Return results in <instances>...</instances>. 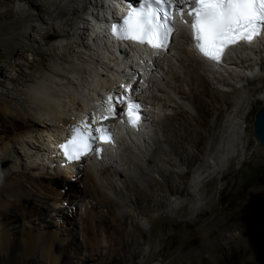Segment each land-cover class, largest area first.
Returning a JSON list of instances; mask_svg holds the SVG:
<instances>
[{"label":"bare ground","instance_id":"6f19581e","mask_svg":"<svg viewBox=\"0 0 264 264\" xmlns=\"http://www.w3.org/2000/svg\"><path fill=\"white\" fill-rule=\"evenodd\" d=\"M0 2L5 7L0 15L9 19L1 27L4 45L13 47L12 32L20 23L44 43L46 32L56 36L47 51L34 50L39 57L26 61L28 66L35 62L26 72L29 81L20 76L25 71L23 62L12 64V73L0 67V158L12 161L0 172V264H59L74 235L80 236L81 251L87 254L100 246L115 253L124 241L111 246L108 203L118 206L113 214L117 219L130 216L128 207L140 211L148 201L160 204L167 196H171L166 202L169 207L185 200L196 204L205 197V203L211 204L210 179L201 183L206 168L223 172L224 163L238 154L244 156L251 103L264 101V83L252 85L264 79V37L244 47L227 48L221 64L214 65L192 49V37L183 26L167 47L146 48L125 41L115 45L102 34V20L106 24L117 21L122 14L118 4L130 5L131 0ZM68 13L72 16L61 18ZM43 22L49 25L42 27ZM26 49L21 47L22 57ZM44 54L49 58L46 65ZM209 86L221 95L224 106H231L224 115L215 106L214 96L201 99ZM122 97L143 105L136 129L118 123L125 102H118ZM208 116L211 124L204 126ZM74 126L86 130L108 126L114 131V142L103 145L100 154L61 161L55 145ZM205 136L211 159L202 158L184 182L181 166L198 158V143ZM255 148L258 155H264V146ZM80 182L83 191H68ZM130 191V198H121ZM72 206L79 211L75 221L68 213ZM194 211L195 217L202 212L197 206ZM241 213L242 227L231 228L218 227L225 217L211 214L202 227L204 237L212 233V226L219 232L226 229L218 245L227 253L229 241L242 228L260 223L245 235L251 248L244 264H264V212L246 207ZM205 242L197 254L208 252ZM128 251L129 257L135 254ZM125 255L122 250L120 257Z\"/></svg>","mask_w":264,"mask_h":264},{"label":"rangeland","instance_id":"374dc122","mask_svg":"<svg viewBox=\"0 0 264 264\" xmlns=\"http://www.w3.org/2000/svg\"><path fill=\"white\" fill-rule=\"evenodd\" d=\"M14 5H16V3ZM4 8L5 7L1 5L0 2L1 13L4 11ZM30 11H34L33 8H30ZM70 16L72 15L68 13L64 14L61 18L64 19ZM8 20L7 15H0V34L5 32L1 31V27H3ZM29 22L37 24L35 20H29ZM21 24L22 23L12 32L15 37L13 47L4 45L3 36H0V67L12 73L13 71L10 66L16 61L23 62L22 68L25 71L20 76L24 81H29L26 72L34 68L35 62L28 66L25 64L26 61H30L31 59L34 60L39 57L34 53V50H40L42 52L47 51L54 42V39H56V36L51 32H46L44 37L47 42L44 43L41 36L37 35L36 38H33L32 32L29 33V31L24 28V24H22L23 26ZM47 24L48 23L43 22L41 26L46 27L49 25ZM66 29H68L70 33L72 32L69 27ZM24 30L27 31V35H23ZM21 47L28 48L23 53L24 57H22ZM11 51L17 54L11 53ZM48 60V56L44 54V65H46ZM263 83L264 79L261 78L260 80H254L252 85H261ZM199 88L201 89L202 87L199 85ZM214 89L215 88L212 86H209L207 88V93L202 94L201 99L208 100L214 96L216 98L214 103L215 106H218L221 109V114L224 115L226 113V107L228 106L229 110L231 106L229 104L224 106L220 101L221 95L215 92ZM256 93L257 91L254 95ZM230 99L234 101V98L231 97ZM263 102L264 101L261 99H256L251 103L246 122L244 156L238 154L236 157L231 158L228 163H224L222 165V168H225L223 172L215 171L213 168H206L207 170L203 175L201 183L210 179L212 189L209 194L212 196L210 205L205 203V197V200H198L196 204L185 200L182 204L181 201H178V203L180 202L179 204L177 203L174 207H169L166 202L169 201L168 199L171 198V196H167V199H163L165 202H161L160 204L148 201L145 203L144 209L140 211L130 210L128 207L127 209L129 210L130 216L123 217L124 219H117L113 214H115V210H117L118 206L115 205V203H108L110 211L107 213L106 219H110V222H113L110 230L111 233H108L110 236L109 240L112 244L111 246H121L122 241H124V246L122 245V248H117V251L112 254L109 253L110 250L108 246H100L97 251L87 254L81 251L80 236L74 235V238H72L69 244L68 252L63 254L62 261L59 264H244V259L248 254V250L251 248L249 244L245 242V235L252 233L255 228H259L261 224L257 223L244 230H242V228L241 234L229 241L227 253L223 252L218 245L219 236L225 235L227 231L224 229V231L219 232L218 227L227 226L231 228L233 225L242 227L241 212H243L246 207L251 209L254 213L264 212V155H258L255 151V146L262 147L264 144H259L252 132L254 114ZM185 114L187 116L190 115L189 112H185ZM183 115L177 114L176 116L181 118ZM210 118L211 116H208L205 119L204 126H209V124H211ZM171 123H173V121H171ZM165 128L168 130L169 125L166 124ZM208 140V136H205L199 141L198 149L196 150L198 158L194 162H191L187 166H181L182 170L185 172L183 176L184 182H187L194 174L196 166L202 158L211 159L206 150ZM166 142L167 141L164 143ZM11 162L10 159L0 158V172L9 168ZM257 175L258 177L262 176L263 180L257 179ZM71 188L73 190H68L70 193L73 191L80 193L84 190V185L81 184V182L74 183ZM132 192H128L127 195L123 194L125 197L122 195L121 198H126V196L130 198ZM195 206L199 207L202 211L196 217L194 215ZM68 213L71 215V219L75 221L79 215L77 206L75 208L73 206L70 207ZM213 213L218 217L224 216L225 219L222 222L223 224L221 222L218 223V227L215 226V228L212 226L213 228L210 229L213 234L210 233L209 236L205 238L202 227L208 220V217ZM68 227H70V224ZM205 239L206 242L208 241L207 243L210 247L208 252L202 250L197 254V252L201 250L200 246L205 242ZM130 240L133 241L130 242ZM126 241L129 243L127 246L125 245ZM122 250H125L126 255L124 258L120 257ZM128 250L135 251V254L129 257ZM80 255L84 256V258H80ZM18 257L19 259L22 258L20 255H18ZM35 262L36 261H29L28 264H46Z\"/></svg>","mask_w":264,"mask_h":264},{"label":"snow or ice","instance_id":"6c2138e0","mask_svg":"<svg viewBox=\"0 0 264 264\" xmlns=\"http://www.w3.org/2000/svg\"><path fill=\"white\" fill-rule=\"evenodd\" d=\"M188 2L189 0H179L177 10L180 5ZM191 5L189 15L193 16L191 27L195 47L204 57L214 62H220L227 46L242 40L251 42L264 30V0H191ZM169 7L172 5L167 0H140L139 7H133L123 21V38L147 42L155 48L167 47L169 34L173 31L168 27ZM160 13L163 16L158 18ZM161 19L163 23L160 22ZM116 27L113 25V29ZM126 99L122 97L118 102L123 103ZM138 109L139 105L128 99V116L133 126L139 119L138 116L133 119V113ZM75 131L77 135L69 144L61 146L69 160L78 159L81 152L90 148L88 139L91 137V130L87 134L80 129ZM96 131L103 133L106 130L101 128Z\"/></svg>","mask_w":264,"mask_h":264},{"label":"water","instance_id":"95a60500","mask_svg":"<svg viewBox=\"0 0 264 264\" xmlns=\"http://www.w3.org/2000/svg\"><path fill=\"white\" fill-rule=\"evenodd\" d=\"M252 132L259 143H264V102L258 107L252 121Z\"/></svg>","mask_w":264,"mask_h":264},{"label":"trees","instance_id":"16d2710c","mask_svg":"<svg viewBox=\"0 0 264 264\" xmlns=\"http://www.w3.org/2000/svg\"><path fill=\"white\" fill-rule=\"evenodd\" d=\"M257 179H261V181L263 180L262 176L258 177V175L256 176Z\"/></svg>","mask_w":264,"mask_h":264}]
</instances>
